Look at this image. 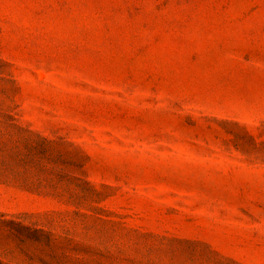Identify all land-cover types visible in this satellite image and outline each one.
Masks as SVG:
<instances>
[{
	"label": "rangeland",
	"instance_id": "obj_1",
	"mask_svg": "<svg viewBox=\"0 0 264 264\" xmlns=\"http://www.w3.org/2000/svg\"><path fill=\"white\" fill-rule=\"evenodd\" d=\"M0 264H264V0H0Z\"/></svg>",
	"mask_w": 264,
	"mask_h": 264
},
{
	"label": "trees",
	"instance_id": "obj_2",
	"mask_svg": "<svg viewBox=\"0 0 264 264\" xmlns=\"http://www.w3.org/2000/svg\"><path fill=\"white\" fill-rule=\"evenodd\" d=\"M0 216H2V214H0Z\"/></svg>",
	"mask_w": 264,
	"mask_h": 264
}]
</instances>
